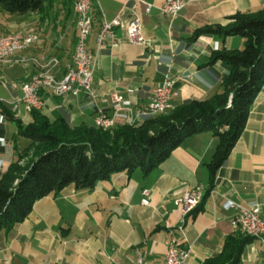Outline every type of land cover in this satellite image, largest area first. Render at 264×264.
<instances>
[{"label": "crops", "instance_id": "1", "mask_svg": "<svg viewBox=\"0 0 264 264\" xmlns=\"http://www.w3.org/2000/svg\"><path fill=\"white\" fill-rule=\"evenodd\" d=\"M75 1L55 0L42 14L13 17L18 24L15 32L0 26V34L21 32L38 37L36 44L0 63V174L29 145L17 136L15 123L5 117L9 112L23 125L32 122L22 106L11 112L12 103L21 96L20 86L52 65V60L56 64L50 71L56 79L72 66L77 38ZM145 1L148 11L145 5L132 6L127 0H91L89 48L95 49L103 22L118 18L120 25L97 53L91 93L54 96L43 92L39 112L49 123L60 119L70 128L93 127L100 112L112 116L109 96L115 93L124 100L113 116L115 126L129 124L132 111L144 107L165 79L176 91L171 109L209 99L221 91L227 73L220 62L209 63L211 53L222 48L238 50L243 43L237 36L192 39L193 34L206 27L225 26L236 12H256L264 3L185 0L179 14L169 17L159 10L166 0ZM133 19L138 21L145 45L134 43L127 32ZM216 144L210 132L194 134L146 175L139 170L131 175L117 173L97 182L92 190L69 185L36 201L23 222L7 233L0 232V264H134L137 252L143 264H163L170 237L188 250L186 264H203L220 254L229 237L240 233L231 226L229 202L244 208L257 205L264 219V89L254 97L243 131L210 186L207 164ZM197 185L206 189L205 198L179 231L181 215L175 201ZM143 190L150 192L148 206L141 204ZM237 264H264V245L247 241Z\"/></svg>", "mask_w": 264, "mask_h": 264}, {"label": "trees", "instance_id": "2", "mask_svg": "<svg viewBox=\"0 0 264 264\" xmlns=\"http://www.w3.org/2000/svg\"><path fill=\"white\" fill-rule=\"evenodd\" d=\"M54 1L0 0V11L13 16L42 14ZM201 35L223 39L237 36L243 43L238 50L222 48L211 53L209 63L220 62L227 73L221 80V91L207 100L186 102L142 123L108 130L94 125L70 128L60 119L49 123L39 111H31L32 122L23 125L5 112V117L15 123L17 136L27 139L29 145L0 174V232L11 231L27 218L36 201L54 196L69 185L76 190H92L113 174L131 175L139 170L146 175L184 139L201 132H210L217 141L207 164L212 186L216 171L243 131L254 97L264 85V8L236 12L225 26L206 27L195 32L192 39ZM238 234L229 237L220 254L203 264H237L243 245L251 240Z\"/></svg>", "mask_w": 264, "mask_h": 264}, {"label": "built area", "instance_id": "3", "mask_svg": "<svg viewBox=\"0 0 264 264\" xmlns=\"http://www.w3.org/2000/svg\"><path fill=\"white\" fill-rule=\"evenodd\" d=\"M132 6L142 4L146 6V10L150 6L145 0H127ZM264 4V3H263ZM77 6H83V16H79V36L76 39L78 42V49L73 53L74 67H72L71 74H64L61 79H56L50 71V67L56 64L52 60V65L43 67L42 71H50L49 80H40V73L32 76L24 87H20L21 96L16 99L11 105V112L14 113L19 106H22L27 113L31 111H40L44 105L43 92L49 91L54 96L65 95L66 90H73V96L77 95L76 86H87L88 81H92L93 72H89V64L86 63L87 42L86 26L87 15H85V0H80ZM185 0H166L159 9L163 15L175 17L184 8ZM120 25L118 18L103 22L96 34V45L98 52L103 48L107 40L114 37L113 31ZM127 32L131 40L139 45H145L146 42L141 38L139 33V24L136 19L131 20L127 27ZM15 34H0V53L5 55L14 49H21V47H29L37 42L27 41V36H22V44H14ZM261 89H264V85ZM176 96V91L173 83L165 79L163 83L155 87L149 98L148 103L142 108H136L132 111L130 117L131 124H139L148 118H154L160 114H164L171 109L172 101ZM109 101L113 107L112 116L100 112L93 120L97 121L101 128H113L115 123L113 116H115L121 109L124 103L123 97L118 94H111ZM206 189L202 185H197L193 188L186 189L182 196L175 201V204L180 208V226L178 230L181 231L186 218L193 212V210L200 204ZM150 192L148 190L142 191L141 204L143 206L149 205ZM229 209L232 211L231 226L234 228H241V235L250 239L258 240L264 245V219L260 216V208L257 205L249 208H244L237 203L229 202ZM188 257V250L182 248L177 243L174 237L166 243V251L163 258V264H186ZM134 264H143V256L140 252L136 253V260Z\"/></svg>", "mask_w": 264, "mask_h": 264}, {"label": "bare ground", "instance_id": "4", "mask_svg": "<svg viewBox=\"0 0 264 264\" xmlns=\"http://www.w3.org/2000/svg\"><path fill=\"white\" fill-rule=\"evenodd\" d=\"M79 2H80V0H76L74 5H73L74 11H75V14L77 17V22H76V29L78 32L77 36H79V26H77V23H79V16H83V6H77ZM263 8H264V4H263ZM90 10H91V0H85V15H87V23H88L86 26V36L89 35L91 24H92L91 23ZM22 36H27V41L37 42V37L34 36V34L32 35V34L17 33V36L14 37V44H22ZM26 48L27 47H21V49H14V51H9L5 55H1V53H0V63L5 61L6 59H9V57H11L14 53L26 50ZM94 48L95 49H91L87 46L88 51H86V63L89 64V72H93L95 62H96V56L98 53L97 45H96V37H95V47ZM77 49H78V42H76L74 52ZM72 67H74V55L72 57V66L69 67V69H67L68 71L66 74H71ZM49 78H50V74H48V73L40 75V80H49ZM91 84H92V81H88V90H92ZM24 86H25V83H24V85H22V87H24ZM80 92L87 93V86H76V93H80ZM69 93L73 94V90H66L65 91V94L68 95ZM171 107H172V105H171ZM93 125L96 128L101 129V130L110 129V128H101V125H98L97 121H93ZM129 125H134V124H131L129 122ZM234 229L239 230L241 232V228H234Z\"/></svg>", "mask_w": 264, "mask_h": 264}, {"label": "rangeland", "instance_id": "5", "mask_svg": "<svg viewBox=\"0 0 264 264\" xmlns=\"http://www.w3.org/2000/svg\"><path fill=\"white\" fill-rule=\"evenodd\" d=\"M91 16V15H90ZM13 17H15V16H12V15H7V14H4L3 12H2V14L0 15V26H2V27H5V28H8L11 32H15L16 30H17V26H18V24H17V22H14L13 20H14V18ZM76 17V16H75ZM6 20V21H5ZM76 22H77V17H76V20H75V27H76ZM91 23H92V20H91ZM91 27H92V24H91ZM76 31H77V29H76ZM90 31H91V28H90ZM21 33V32H20ZM3 34H13V33H7V32H4ZM15 34V33H14ZM24 34H31V33H24ZM89 34H90V32H89ZM33 35V34H32ZM77 35H78V32H77ZM34 36H36V35H34ZM37 37V36H36ZM78 37V36H77ZM77 39V38H76ZM37 42H38V37H37ZM34 44H36V43H34ZM76 45V44H75ZM31 46V45H30ZM29 46V47H30ZM75 47V46H74ZM28 48V47H27ZM26 48V49H27ZM74 50H75V48H74ZM24 51V50H23ZM73 57V56H72ZM47 66H49V65H47ZM45 67V66H44ZM69 69V68H68ZM43 70V68L40 70L41 71V73H40V75L41 74H45V73H48V74H50L49 72L50 71H42ZM39 71V72H40ZM68 71V70H67ZM67 71L65 72V74L67 73ZM39 72H37V73H39ZM37 73H35V74H37ZM34 74V75H35ZM33 75V76H34ZM64 76V75H63ZM62 76V77H63ZM32 77V76H31ZM61 77V78H62ZM60 78V79H61ZM23 85H24V83H23ZM20 87H22V86H20ZM65 95H67V94H65ZM68 95H73V94H68ZM111 129V128H110ZM108 130V129H107ZM136 172H139V171H136Z\"/></svg>", "mask_w": 264, "mask_h": 264}]
</instances>
